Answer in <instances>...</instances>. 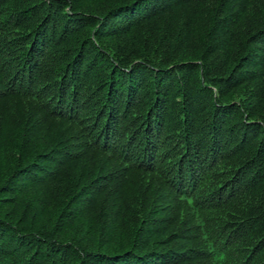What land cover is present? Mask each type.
I'll use <instances>...</instances> for the list:
<instances>
[{
	"label": "trees",
	"instance_id": "trees-1",
	"mask_svg": "<svg viewBox=\"0 0 264 264\" xmlns=\"http://www.w3.org/2000/svg\"><path fill=\"white\" fill-rule=\"evenodd\" d=\"M0 264H264V0H0Z\"/></svg>",
	"mask_w": 264,
	"mask_h": 264
}]
</instances>
